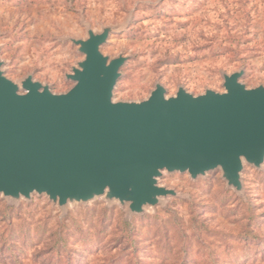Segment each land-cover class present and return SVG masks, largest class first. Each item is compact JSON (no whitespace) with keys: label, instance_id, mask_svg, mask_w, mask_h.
Instances as JSON below:
<instances>
[{"label":"rangeland","instance_id":"1","mask_svg":"<svg viewBox=\"0 0 264 264\" xmlns=\"http://www.w3.org/2000/svg\"><path fill=\"white\" fill-rule=\"evenodd\" d=\"M106 27L101 53L128 59L113 102L143 101L156 84L167 97L221 93L240 70L247 89L264 86V0H0L1 69L65 93L83 59L69 40ZM241 183L227 187L219 169L162 172L175 197L141 215L103 198L60 209L0 196V264H264V163L244 164Z\"/></svg>","mask_w":264,"mask_h":264},{"label":"water","instance_id":"2","mask_svg":"<svg viewBox=\"0 0 264 264\" xmlns=\"http://www.w3.org/2000/svg\"><path fill=\"white\" fill-rule=\"evenodd\" d=\"M112 32L69 40L83 59L62 94L31 76L12 82L0 62V196H45L60 209L103 198L141 215L175 197L158 185L162 172L194 180L217 169L241 193L243 165L264 163V86L247 89L240 70L223 75L221 93L167 97L156 84L143 101L113 102L128 59L101 53Z\"/></svg>","mask_w":264,"mask_h":264}]
</instances>
